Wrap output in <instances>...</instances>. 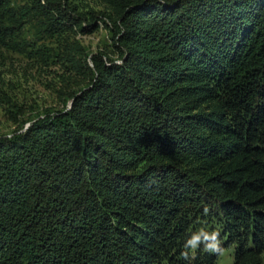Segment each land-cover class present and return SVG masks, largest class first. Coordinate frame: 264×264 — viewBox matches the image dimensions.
Returning <instances> with one entry per match:
<instances>
[{"label": "trees", "instance_id": "trees-1", "mask_svg": "<svg viewBox=\"0 0 264 264\" xmlns=\"http://www.w3.org/2000/svg\"><path fill=\"white\" fill-rule=\"evenodd\" d=\"M73 1L0 0V41L35 14L87 81L0 138V264H189L211 213L233 264H263L264 0H105L118 60L72 41L100 28Z\"/></svg>", "mask_w": 264, "mask_h": 264}, {"label": "rangeland", "instance_id": "rangeland-1", "mask_svg": "<svg viewBox=\"0 0 264 264\" xmlns=\"http://www.w3.org/2000/svg\"><path fill=\"white\" fill-rule=\"evenodd\" d=\"M8 4L9 9L16 10L19 16L29 2L8 0ZM72 5L77 9V15L86 18L83 24L93 23L95 16L98 18L95 24L100 26L97 31L86 35L74 27L76 33L72 35V41H78L89 56L108 53L110 58L118 60L112 35L106 28L110 14L106 1L77 0ZM20 18L13 28L15 43L0 41V138L26 132L39 119L69 109L73 103L70 95L87 85L83 76L77 75L69 63L63 62L65 35L52 33L47 22L35 14ZM10 20V17L4 19L6 26H12ZM221 224L219 217L211 213L200 223L198 230L205 228L222 235ZM220 239L226 249L217 264H233L235 247L227 245L226 238L221 236ZM262 260L264 264V255Z\"/></svg>", "mask_w": 264, "mask_h": 264}, {"label": "clouds", "instance_id": "clouds-1", "mask_svg": "<svg viewBox=\"0 0 264 264\" xmlns=\"http://www.w3.org/2000/svg\"><path fill=\"white\" fill-rule=\"evenodd\" d=\"M164 2L165 0H161V3ZM205 213H207V209H205ZM183 248L184 251L181 255L189 264L194 259L193 253L197 250L202 249L206 253L217 255L223 252L220 233L218 231H208L205 228H200L198 231L193 232L184 243Z\"/></svg>", "mask_w": 264, "mask_h": 264}]
</instances>
